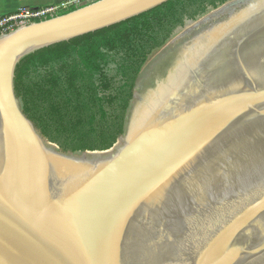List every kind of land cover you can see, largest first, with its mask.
Returning <instances> with one entry per match:
<instances>
[{"label":"water","instance_id":"water-1","mask_svg":"<svg viewBox=\"0 0 264 264\" xmlns=\"http://www.w3.org/2000/svg\"><path fill=\"white\" fill-rule=\"evenodd\" d=\"M168 1L95 0L0 37V264H264V0L179 29L110 150H59L16 94L25 56Z\"/></svg>","mask_w":264,"mask_h":264},{"label":"trees","instance_id":"trees-1","mask_svg":"<svg viewBox=\"0 0 264 264\" xmlns=\"http://www.w3.org/2000/svg\"><path fill=\"white\" fill-rule=\"evenodd\" d=\"M230 1L169 0L25 56L15 71L24 114L63 152L110 150L125 133L136 84L150 56L189 21ZM77 8H61L55 16Z\"/></svg>","mask_w":264,"mask_h":264},{"label":"built area","instance_id":"built-area-1","mask_svg":"<svg viewBox=\"0 0 264 264\" xmlns=\"http://www.w3.org/2000/svg\"><path fill=\"white\" fill-rule=\"evenodd\" d=\"M62 6L47 5L38 8L20 7L0 16V37L28 25L36 20H46L54 17Z\"/></svg>","mask_w":264,"mask_h":264},{"label":"flooded vegetation","instance_id":"flooded-vegetation-1","mask_svg":"<svg viewBox=\"0 0 264 264\" xmlns=\"http://www.w3.org/2000/svg\"><path fill=\"white\" fill-rule=\"evenodd\" d=\"M178 48L179 43L168 44L164 50L160 51L156 59L146 70L144 77H142L140 88H138L139 91L145 92V90L154 86L156 81L167 73L174 63Z\"/></svg>","mask_w":264,"mask_h":264},{"label":"crops","instance_id":"crops-1","mask_svg":"<svg viewBox=\"0 0 264 264\" xmlns=\"http://www.w3.org/2000/svg\"><path fill=\"white\" fill-rule=\"evenodd\" d=\"M91 2L92 0H0V16L20 7L38 8L47 5H58L66 8L74 5L81 6Z\"/></svg>","mask_w":264,"mask_h":264},{"label":"rangeland","instance_id":"rangeland-1","mask_svg":"<svg viewBox=\"0 0 264 264\" xmlns=\"http://www.w3.org/2000/svg\"><path fill=\"white\" fill-rule=\"evenodd\" d=\"M89 2V1H88ZM92 2H93V0H92ZM210 12V11H209ZM208 12V13H209ZM207 13V14H208ZM201 18V17H200ZM199 20V19H198ZM187 26H189V23L187 24ZM166 47V46H165ZM165 47H163V48H161L160 50H158V51H156L152 56H150L151 58L149 59V61H148V63L144 66V68H143V70H142V72H141V76H142V74L145 72V70L147 69V67L150 65V63L152 62V60L155 58V56L158 54V53H160V51H162ZM141 76H140V78H141Z\"/></svg>","mask_w":264,"mask_h":264}]
</instances>
